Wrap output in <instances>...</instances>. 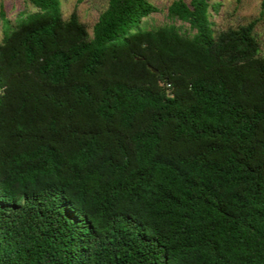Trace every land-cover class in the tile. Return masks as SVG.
I'll return each mask as SVG.
<instances>
[{
	"label": "trees",
	"instance_id": "1",
	"mask_svg": "<svg viewBox=\"0 0 264 264\" xmlns=\"http://www.w3.org/2000/svg\"><path fill=\"white\" fill-rule=\"evenodd\" d=\"M24 2L0 14V264H264L256 21L106 0L88 30Z\"/></svg>",
	"mask_w": 264,
	"mask_h": 264
},
{
	"label": "rangeland",
	"instance_id": "2",
	"mask_svg": "<svg viewBox=\"0 0 264 264\" xmlns=\"http://www.w3.org/2000/svg\"><path fill=\"white\" fill-rule=\"evenodd\" d=\"M158 12L144 19L146 26H158L165 20V7L172 0H149ZM187 2L188 0H183ZM220 3L218 12L212 14L211 21L216 31L226 28H235L255 20L253 35L258 44L260 54H264V8H261V0H210ZM63 18H66L73 10L79 21L89 30L95 22L98 13L105 7L106 0H59ZM29 10L24 0H0V14L13 21L18 12ZM2 24L0 21V39Z\"/></svg>",
	"mask_w": 264,
	"mask_h": 264
},
{
	"label": "water",
	"instance_id": "3",
	"mask_svg": "<svg viewBox=\"0 0 264 264\" xmlns=\"http://www.w3.org/2000/svg\"><path fill=\"white\" fill-rule=\"evenodd\" d=\"M152 71H154V70L152 69Z\"/></svg>",
	"mask_w": 264,
	"mask_h": 264
}]
</instances>
